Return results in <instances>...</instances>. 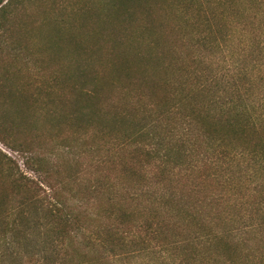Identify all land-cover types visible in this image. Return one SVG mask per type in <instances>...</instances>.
Listing matches in <instances>:
<instances>
[{
	"label": "trees",
	"instance_id": "1",
	"mask_svg": "<svg viewBox=\"0 0 264 264\" xmlns=\"http://www.w3.org/2000/svg\"><path fill=\"white\" fill-rule=\"evenodd\" d=\"M115 60L129 104L113 112L109 130L99 127L109 138L106 149L93 146L94 171L63 175L44 158L34 169L39 179L27 180L45 195L47 215L24 262L120 264L143 239L154 241L164 264H264V77L241 82L242 92L225 84L226 73L191 72L177 61ZM82 92L98 95L96 86ZM61 146L64 159L78 154L71 143ZM103 196L126 208L106 213ZM135 210L143 217H131ZM231 210L250 222L238 226ZM13 215L0 217V247L17 240Z\"/></svg>",
	"mask_w": 264,
	"mask_h": 264
},
{
	"label": "rangeland",
	"instance_id": "2",
	"mask_svg": "<svg viewBox=\"0 0 264 264\" xmlns=\"http://www.w3.org/2000/svg\"><path fill=\"white\" fill-rule=\"evenodd\" d=\"M120 57L134 64L141 58L150 66L158 59L159 66L177 61L191 72L226 73L225 84L234 89L242 88L241 82L257 83L264 77V0H0V217L14 214L19 222L13 246L0 247V264H26L40 237L37 223L47 215V199L27 181L39 179L38 159L63 175L94 171L89 167L93 146L106 149L109 138L99 127L109 130L113 112L129 104L115 60ZM94 86L97 98L82 92ZM63 141L83 156L64 159ZM90 177L83 176L84 182ZM248 188L257 195L251 184ZM101 199L105 202V196ZM107 199L106 213L126 208ZM231 215L238 226L250 222L238 211ZM131 217L143 216L135 210ZM141 241L129 247L139 251L120 264H164L154 241Z\"/></svg>",
	"mask_w": 264,
	"mask_h": 264
}]
</instances>
